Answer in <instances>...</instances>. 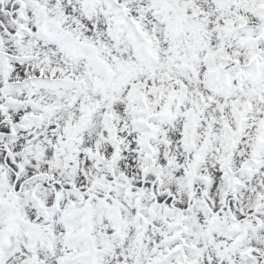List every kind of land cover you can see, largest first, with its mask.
Wrapping results in <instances>:
<instances>
[{"label":"snow or ice","instance_id":"6c2138e0","mask_svg":"<svg viewBox=\"0 0 264 264\" xmlns=\"http://www.w3.org/2000/svg\"><path fill=\"white\" fill-rule=\"evenodd\" d=\"M0 264H264V0H0Z\"/></svg>","mask_w":264,"mask_h":264}]
</instances>
